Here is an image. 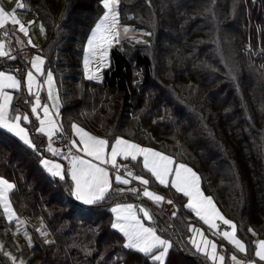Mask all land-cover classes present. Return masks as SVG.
Wrapping results in <instances>:
<instances>
[{
	"label": "trees",
	"instance_id": "trees-1",
	"mask_svg": "<svg viewBox=\"0 0 264 264\" xmlns=\"http://www.w3.org/2000/svg\"><path fill=\"white\" fill-rule=\"evenodd\" d=\"M26 1L48 34L39 50L45 70L66 100L59 128L71 137L75 124L184 161L241 238L249 245L253 232L264 238V0H120L122 22L150 35L147 42L114 47L101 82L85 78L81 57L102 0ZM10 60H0V68L22 75V66ZM257 61L263 66L254 75L250 66ZM25 100L17 95L13 111L29 114ZM31 131L39 151L0 130V175L14 183L15 211L42 218L54 236L46 242L32 228L27 264H157L125 249L123 235L111 227L110 205L132 195L114 193L88 206L78 202L69 195V178L62 181L42 167L46 138ZM126 160L180 207L166 221L162 206H152L158 226L173 238L165 264H211L188 240L194 220L182 208L186 198L152 184L140 159ZM5 224L0 214V233L11 240ZM0 264H12L1 250Z\"/></svg>",
	"mask_w": 264,
	"mask_h": 264
},
{
	"label": "snow or ice",
	"instance_id": "snow-or-ice-1",
	"mask_svg": "<svg viewBox=\"0 0 264 264\" xmlns=\"http://www.w3.org/2000/svg\"><path fill=\"white\" fill-rule=\"evenodd\" d=\"M119 0H102L103 7L107 10L104 12L103 17L94 26L86 42V58L84 60V68L87 72L89 68V60L87 57L98 58L99 63L102 65L105 58L108 56V49L117 39L118 33L117 23V9L114 7L118 4ZM22 4H18L17 8H22ZM6 17H10V21L6 20ZM18 26V31L27 35L26 26L16 19V9L12 13H8L0 8V28H3L6 23ZM32 23V22H30ZM128 31V29H125ZM7 35V33H5ZM29 44L31 41L29 40ZM4 45L0 43V57L8 56L9 54L2 49ZM15 59V57H11ZM44 59L40 56H36L31 61V67L35 72L41 76L44 75L43 65ZM19 71V70H16ZM89 80L93 79L92 75H88ZM27 91L30 95L35 96V104L31 107V114L35 115L36 120L39 121V127L36 129L39 133H45L51 141L52 136L56 131V125L54 123V116L50 114V108L47 104H41L39 96V90L43 87L42 84L37 82V76L33 74V71H27L26 73ZM43 84L48 86V98L53 99L52 84L53 74L48 71L46 74V80ZM21 88V80L15 75L6 74L0 70V130H7L10 134H14L25 145L32 147L36 151L33 142L29 139V133L27 129L21 126V119L26 124H32L29 114L15 115L12 118L8 116L9 106L13 101V95L5 91V89L19 90ZM33 88L36 92H33ZM38 109H42L43 117L38 113ZM16 111H19L17 108ZM72 128L74 133L79 138V148L75 140L72 141V145L77 147L78 150L84 153V156L91 157L86 159L83 156L67 155L63 159L68 160V165L65 168L61 163L55 162L51 159H44L42 161L43 167L53 177H59L60 180H65L66 176H70L73 186L70 187L69 195L74 196L76 200L83 201L88 205L99 204L109 198L114 193H123L125 189H113V182L110 179L109 169L105 165L111 164L115 169V183L128 185L130 180L125 179L119 174V166L116 164L118 156L124 159L131 158L132 161H137L138 157H142V167L147 173L151 174V177L155 178V181L161 186L170 187L175 190V193L182 194L183 197L188 198L186 208L191 212H194L197 217L212 230L218 229L217 220L221 221L223 225L232 228V231H223L217 233L227 240L230 244L239 252H246V246L239 239L236 238L235 225L232 221L226 219L221 212L216 208L214 201L211 197L203 195L200 187V177L191 168L185 164H178L173 167V159L168 155L161 154L158 151H154L150 148L142 147L134 142H130L126 139L116 137L114 143L109 144V141L102 138H97L84 131L82 128L73 124ZM110 147V152L108 151ZM48 151L53 156L60 154V150L54 148L49 142ZM71 153V150H69ZM139 166V165H138ZM126 167V166H125ZM127 175L132 176L129 171ZM135 180H138L140 184L147 186L150 183L149 179L135 176ZM171 178V179H169ZM14 189V185L7 179L0 178V204L3 205L4 213L7 219L11 222L13 219V212L9 204V192ZM134 195H139L140 192L136 188L128 189ZM143 196L149 200H153L159 203L163 198L159 195H155L149 191L146 187L143 190ZM172 203V201H168ZM111 211L115 214V221L111 227L118 230L126 238V243L123 245L125 249L136 250L143 253L145 256L151 255L154 262L163 261L165 255L171 248V244L168 240L162 239L154 228L145 226L144 220H151L152 214L146 206L134 208L132 204H117L111 208ZM142 213V217L140 214ZM176 213H173L175 216ZM38 232L43 233V229H38ZM194 233V237L191 238V244L197 251H204L209 258L215 262L217 259L223 264L225 257L223 255L217 257L216 244L207 238L203 237V234L195 228L190 229ZM251 231V230H250ZM195 236H200L198 241ZM211 247L212 251L209 254L207 249ZM258 250L255 251L254 256L258 257L260 261H264V240L259 241L256 246ZM162 249L159 254H154V250ZM15 264V258H11ZM233 261H236V257H232ZM248 264H252L251 261Z\"/></svg>",
	"mask_w": 264,
	"mask_h": 264
},
{
	"label": "rangeland",
	"instance_id": "rangeland-1",
	"mask_svg": "<svg viewBox=\"0 0 264 264\" xmlns=\"http://www.w3.org/2000/svg\"><path fill=\"white\" fill-rule=\"evenodd\" d=\"M120 1V0H119ZM5 4L8 7L10 13H12V11L14 9H16V19H18L19 21H21L27 28V35H25L23 32L18 31V26L17 25H12L9 26L12 30H16L21 37L24 38V40L29 44V40L31 41L30 45H41L42 42L44 40H46V38L48 37V34L45 30V27H43V25L41 24L40 20L37 18L36 14L31 10L30 5L28 4V2L26 0H5ZM18 4H22L23 7L22 8H17ZM103 5V4H102ZM119 2L118 4H115L114 7L117 9V16H118V23H117V39H118V43L114 40L113 44L109 47L108 49V56L105 58L104 63L101 65L99 63L98 58H93V57H87L89 60V68L86 72L85 68H84V60L86 58V52H85V48H86V42L88 39V36L90 35L92 29L94 28V26L99 22L100 18L103 17L104 12L107 11L104 7L102 10L101 15L99 16V18L96 20V22L93 24L92 28L90 29L88 36L86 38L85 44L83 46V54L81 57V65L83 68V73L85 78H87L88 75H92L93 76V81L96 82H101L103 80V75H104V71L105 69H107L110 66L111 63V50L114 47H117L119 49H122L124 46L125 42H131V43H137V42H147L149 39V35L150 33L147 30L144 29H140L137 27H134L132 25L129 24H125L124 22H122L121 17H120V12H119V8H118ZM28 11L31 10L29 13H25L24 11ZM32 22V23H30ZM125 29H128V31H125ZM0 43H2L4 45V48L2 49L3 51L6 52V47H5V42L4 39L1 40L0 39ZM14 54L18 53L16 51H14ZM5 57V56H4ZM2 57V58H4ZM42 58V56H40ZM43 59V58H42ZM24 61L22 60V63ZM254 62V61H252ZM263 64L260 61H257V63L255 65H251L250 69L252 74L256 75V73H258V69L262 68ZM44 68V65H43ZM0 70L4 71L6 74H11V75H15L18 79L21 80V88L19 90H12V89H5V91L9 92V94L13 95H21V93L24 95L31 96L28 91H27V84H26V73L27 71H33V74L35 76H38L35 72L34 69H32V67H30L29 69L26 68V70L24 71L22 78L17 74V72H13L10 69H1ZM262 71H260L261 73ZM47 74V73H46ZM46 74L44 75V79L46 80ZM53 74V73H52ZM88 79V78H87ZM48 86L45 84V90L48 94ZM58 87H56V82L54 79V75H53V84H52V95H53V99L55 98V96L59 95L58 91H57ZM27 91V92H26ZM26 92V93H25ZM33 92H36V89L33 88ZM35 97V96H33ZM60 97V96H59ZM14 98V97H13ZM64 99V98H63ZM64 101L66 102V100L64 99ZM12 104V103H11ZM9 106V110H8V116L9 118L14 117L15 115H23V114H28L26 112H18V111H14L13 112V105ZM35 104V98H34V102L33 105ZM38 113H39V109H38ZM40 114V113H39ZM35 117V115H33ZM30 119L31 116L29 115ZM23 119H21L20 123L21 126L26 127V125L23 123ZM28 131V129H27ZM29 133V131H28ZM29 138H30V133H29ZM19 139V138H18ZM49 139V138H48ZM31 140V139H30ZM22 141V140H21ZM32 141V140H31ZM23 142V141H22ZM49 142V140H48ZM136 143V142H134ZM138 144V143H136ZM140 145V144H138ZM28 146V145H27ZM142 147H146V148H150L154 151H158L161 154L164 155H168L169 157H171L173 159V161L175 160L171 155L166 154L164 152H161L153 147H149V146H143L140 145ZM30 148V147H29ZM32 148V147H31ZM76 149V147H75ZM77 150V149H76ZM131 159V158H130ZM138 159H140L141 163H142V157H138ZM185 164L187 167L191 168L195 173H197V171L191 167L190 165H188L187 163H185L184 161H174L173 163V167L177 166L178 164ZM199 176V175H198ZM139 177H143L144 176H139ZM200 177V176H199ZM0 178H4L7 179L3 176L0 175ZM146 179V178H145ZM171 179V178H169ZM10 183H13L12 180L7 179ZM135 180V179H134ZM153 182L152 184H156L160 187H164V188H168L171 191H175L174 189H172L170 187V185L168 187L165 186H161L159 185V183L157 181H155V178H153ZM136 184L138 185V189L141 193V199L142 201L138 203V205H136V201L133 199H129L130 200V204L134 205V208H138L141 206H146L148 208V210L150 211V213L152 214V219L151 220H144L143 222L150 226L153 227L154 224V229H156L157 235H159L162 239H166L169 241V243L171 245H173V238L169 235V233H167L166 230H163L162 228H160L158 226L159 224V217H157L153 211L150 208V204L152 203H156L153 200H149L147 197L143 196V190L145 189V187L151 191L152 193H154L155 195H159L160 197H162L163 199L158 203L161 204L165 201L166 204L162 205V208L164 210L159 211L162 215V217L168 221V218L173 216V213H177L180 209V207L173 202L172 198H168L166 197V195H164V193H162L159 189L154 188L153 186H151L150 184H148L147 186L142 185L139 183L138 180H135ZM200 187H201V191L203 193L204 196L206 197H211L210 195L206 194L201 186V180H200ZM12 191V190H11ZM9 192V204L11 207V210L13 212V219L10 222L7 219V216L4 213V208L3 205L0 204V214L4 217V220L6 221V231L10 232V236H11V240H9V238L7 236H4L3 234L0 233V250L8 256V258L11 260L12 264H14L13 260L11 258H15V264H27L28 258L30 257L31 253H32V245H33V232H32V228L35 229L36 231L38 229H43V233L41 234V232H38V234L46 241V242H53L54 241V236L53 234L50 232L49 228L47 227L45 221L38 217V218H33V217H29V216H21L19 214H17V212L15 211L12 202H11V198H10V193ZM131 195L133 197L137 196L131 193ZM182 195V194H181ZM186 198V197H185ZM212 198V197H211ZM213 199V198H212ZM168 201H172V203H168ZM188 202V198L185 199V202H183L182 204V208L185 211H188L191 213V217L194 220V223L192 226H189L188 229V240L191 242V238L194 237V233L193 232H189V230L191 228H195L197 230H199V232H201L203 234L204 238H207L208 240L212 241L214 244H216L217 248H216V253H217V257L223 255L225 257V260L223 262V264H234L237 262V264H248L249 261L252 262V264H264V261H260L258 257L254 256V253L256 250H258V248L256 247L259 243V241L264 240V238H260L259 236H257L254 232L252 233V239H251V245H249L243 238H241L238 233H237V229L235 226V234H236V238L239 239L242 243L245 244L246 246V252H239L234 245L230 244L227 240H225L222 235L217 234L222 233L223 231H232V228L229 226H225L223 230L219 231V229L217 230H212L210 229L207 225H204V223L199 219V217L196 216V214L194 212H191L190 210H188L186 208V204ZM214 204L216 206V208L220 211L218 205L216 204V202L214 201ZM111 211V209H110ZM221 212V211H220ZM111 213L114 215V213L111 211ZM222 214V212H221ZM140 216L142 217V213L140 214ZM224 216V215H223ZM225 217V216H224ZM226 218V217H225ZM191 219V218H189ZM228 219V218H226ZM181 220V219H180ZM229 220V219H228ZM231 221V220H230ZM219 222L222 223L221 221L217 220L216 223L219 226ZM223 224V223H222ZM235 225V224H234ZM195 238L199 241L200 240V236H195ZM191 244V243H190ZM24 248H27V251L24 252ZM195 248V247H194ZM170 250V249H169ZM196 250V248H195ZM159 251H162V249H156L154 250V254H159ZM197 251V250H196ZM212 251L211 247H209L207 249V252L210 254ZM202 257L210 260L211 262H213L208 255L205 254L204 251H197ZM169 253V251H168ZM168 253L165 255L164 260L163 261H156L157 264H165ZM235 256L236 257V261L232 260V257ZM149 258H151V255H148ZM152 259V258H151ZM215 264H221V262L217 259L215 262Z\"/></svg>",
	"mask_w": 264,
	"mask_h": 264
},
{
	"label": "crops",
	"instance_id": "crops-1",
	"mask_svg": "<svg viewBox=\"0 0 264 264\" xmlns=\"http://www.w3.org/2000/svg\"><path fill=\"white\" fill-rule=\"evenodd\" d=\"M0 8H2L3 10H5L6 12H8V13H10V11H9V9H8V7L6 6V4H5V0H0ZM31 10H26V11H24L25 13H29ZM6 20H9L10 21V17H6L5 18ZM9 26H11V23L9 22V23H6L5 25H4V27L3 28H0V39L1 40H3L4 39V42H5V47H6V52L9 54L8 56H5L4 58H2V57H0V60H3V59H11L10 61H15L16 60V63L15 64H18V65H21L22 67V70H23V72H22V75H23V73H24V71L26 70V68L27 69H29L30 67H31V61L36 57V56H42V55H40L41 53L39 52V50H40V48H41V46L45 43V40L42 42V44L40 45H30V44H28L25 40H24V38L23 37H21V35L16 31V30H12ZM5 33H7V35H5ZM13 50L14 51H16V52H18V53H16V54H14V52H13ZM11 57H15V60H13ZM42 58H43V56H42ZM44 59V58H43ZM22 60L24 61L23 63H22ZM1 69H4V68H1ZM11 71H13V72H17V74L22 78V75H20V73H19V71H16V69H10ZM48 71L47 70H45V64H44V75L47 73ZM25 73H27V72H25ZM37 74V73H36ZM38 75V74H37ZM44 75L43 76H41V75H38L37 76V82L38 83H40V84H42L43 85V87L39 90V96H40V99H41V104L43 105V104H47L48 106H49V108H50V114H52L53 116H54V123H55V125H56V130L59 128V126H60V122H59V109H60V107L65 103V101H64V99H63V97L62 96H60L59 97V95L57 96H55V98L54 99H49L48 98V94H47V92H46V90H45V84H43V81L45 80L44 79ZM56 87H57V84H56ZM57 91H58V89H57ZM27 92V91H26ZM25 92V93H26ZM58 93H59V91H58ZM25 96V102H27V105H28V107H29V115L31 116V120L33 121V123L32 124H26L25 122H23L25 125H26V127H27V129H28V131H29V133L30 132H32L31 131V128L33 129V132L34 133H37V135H39V136H41V137H43V138H46V140H45V147L47 148V151L46 152H48V154H46L45 156H42L41 157V160H40V162H41V165H42V167H43V163H42V161L44 160V159H51V160H53V161H55V162H59V163H61L65 168L67 167V165H68V160H66V159H63V158H57V157H54L53 155H52V153L51 152H49L48 151V144H49V142H48V136L46 135V132H47V125H46V131H45V133H39V132H37L36 131V129L39 127V121L38 120H36V117H34L32 114H31V107H32V105H33V102H34V98L35 97H33L34 95H31V96H28L27 95V93H26V95H24ZM14 98H13V101H12V104L11 105H13V103H14V100H15V98L17 97V95L16 94H14V96H13ZM14 112V111H13ZM16 112V111H15ZM19 112V111H18ZM27 113V112H26ZM39 115L41 116V118L43 117V111H42V109H39ZM83 129V128H82ZM84 130V129H83ZM84 131H86V130H84ZM87 132V131H86ZM89 133V132H88ZM73 135L71 136L72 137V141L73 140H75L76 142H77V145H79V138H78V136H76L75 135V133L73 132L72 133ZM90 135H93V134H91V133H89ZM93 136H95V137H97V138H102V139H106V140H108L109 141V144L111 145V143H114V139L115 138H113V139H111V140H109V139H107V138H105V137H101V136H96V135H93ZM119 138H123V139H126V138H124V137H120V136H118ZM32 138V136H31V133H30V138L29 139H31ZM32 140V142H33V144L35 143L34 141H33V139H31ZM126 140H128V139H126ZM72 141H71V143H72ZM128 141H130V142H134V141H131V140H128ZM35 144H37V143H35ZM34 144V145H35ZM83 146L82 145H79V148H82ZM76 151H78L79 153H78V155L77 156H83L84 158H86V159H91V157H86V156H84V153L82 152V151H80V150H78V148L76 147ZM108 151L110 152V147H109V149H108ZM130 158V157H129ZM127 160L126 159H124L123 157H121V156H118L117 157V159H116V164L118 165V166H120V162H126ZM128 162H130V161H128ZM127 162V163H128ZM105 167H107L108 169H109V173H110V179L112 180V182H113V189H120V188H123V189H125V191L123 192L124 194H127V195H131V192H129L128 191V189H131V188H136V189H138V185L136 184V181L134 180V178L133 177H135V176H142V175H140L139 173H137V171H136V169L135 168H130V172L132 173V176H129V175H127V176H124V175H121V176H123L125 179H128V180H130L131 182H130V184H128V185H122V184H116L115 183V178H114V174H115V169L112 167V165L111 164H108V165H105ZM44 168V167H43ZM45 169V168H44ZM45 171L47 172V170L45 169ZM128 171V172H129ZM49 175H51L49 172H47ZM145 177V176H144ZM66 178H69L70 180H71V178H70V176H66ZM58 179H59V177H58ZM147 179V178H146ZM71 185L73 186V182L71 181ZM139 190V189H138ZM140 192V191H139ZM74 199H75V197L74 196H72ZM167 197V196H166ZM169 198V197H168ZM129 199H133V200H135L136 201V205H138V203L139 202H141L143 199L141 198V193L139 194V195H137V196H135V197H133L132 196V198L130 197V198H128V197H125V198H123L122 200H118V201H115V202H113L111 205H110V207H109V209H111L112 207H115L117 204H130L129 202H130V200ZM142 199V200H141ZM170 199V198H169ZM78 201V200H77ZM78 202H80V203H82L83 205H87L88 206V204H85V203H83V201H78ZM163 204H166L165 203V201L162 203V205ZM162 206L161 204H158V203H152V204H150V208H151V210L153 211V209H152V206ZM154 213V212H153ZM113 215V214H112ZM115 221V214L113 215V217H112V223ZM220 223V222H219ZM145 226H148V225H146L145 224ZM148 227H150V226H148ZM152 228H154V224H153V227ZM156 230V229H155ZM223 230V229H222ZM116 231H118V230H116ZM120 233V232H119ZM122 234V233H121ZM123 235V234H122ZM124 243H126V238H124ZM206 261H208L209 263H211V264H215L214 262H211L210 260H208V259H206V258H204ZM232 264V263H231ZM234 264H237V262L236 263H234Z\"/></svg>",
	"mask_w": 264,
	"mask_h": 264
},
{
	"label": "built area",
	"instance_id": "built-area-1",
	"mask_svg": "<svg viewBox=\"0 0 264 264\" xmlns=\"http://www.w3.org/2000/svg\"><path fill=\"white\" fill-rule=\"evenodd\" d=\"M49 142H51L54 148L60 150V154L55 156L57 158H63L64 156H67L69 154L77 156L79 153L78 151H76L75 147L71 143V137L69 132L63 126H61L59 130L56 133H54V135L51 138V141ZM69 150H71V153H69ZM129 170H130L129 165L124 162L119 167V174L126 175ZM223 228L224 225L222 223H219V227H218L219 231H221Z\"/></svg>",
	"mask_w": 264,
	"mask_h": 264
}]
</instances>
